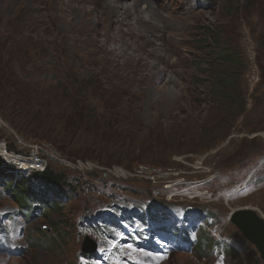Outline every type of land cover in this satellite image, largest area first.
<instances>
[{"label":"rangeland","instance_id":"obj_1","mask_svg":"<svg viewBox=\"0 0 264 264\" xmlns=\"http://www.w3.org/2000/svg\"><path fill=\"white\" fill-rule=\"evenodd\" d=\"M107 2L0 0V59L38 73L29 114H54L25 133L0 112V264H264L229 220L240 208L264 216V0H151L170 41L161 57L145 56L153 74L96 52ZM74 87L97 105L118 97L120 126L46 137L63 124L55 117L73 114ZM130 152L144 163L135 171L118 163ZM47 167L66 183L42 177Z\"/></svg>","mask_w":264,"mask_h":264},{"label":"trees","instance_id":"obj_2","mask_svg":"<svg viewBox=\"0 0 264 264\" xmlns=\"http://www.w3.org/2000/svg\"><path fill=\"white\" fill-rule=\"evenodd\" d=\"M220 50V55L222 61L230 62L232 65H236L238 59H236L237 54L234 53L233 49L231 48H222ZM34 70L36 67L33 68ZM24 69H21V71H13L10 70L8 67V64H4L3 60L0 59V112L4 115L5 112L8 114V117L10 120L15 124V126L21 130V132H27L30 130L32 132L33 129L36 127H39L42 125L47 126L48 119L50 116H54V114L50 113V115L44 114V118L41 116V113L43 111L41 110H34V113L29 114L31 111L32 102L34 99V93H36L35 89H37L36 86V74H38L36 71L32 75H26L23 73ZM227 76V75H226ZM227 77H223L224 81L228 83L229 85L233 84V79ZM38 80V79H37ZM39 82H42L39 81ZM60 87V86H59ZM73 100L70 104L71 109H73V114L63 117L58 115L59 119L55 117V123L58 124L59 122L63 121V124L60 126V130H57V135H52L51 132L54 131H48L50 134L46 135L50 140L54 142H60L65 140L72 141L73 138H75L77 132L79 129H87L92 126L98 127L101 126L106 129H112L115 130V127H119L120 123H118V114L121 113L118 105L116 108L115 105L111 103V101H114L118 99V97L111 96V100H101V104L97 105L91 100V96L88 93V89H80L74 87L73 92ZM75 98V100H74ZM43 104V103H42ZM44 105V104H43ZM102 105V106H101ZM115 107V109H114ZM102 110H106V113L102 112ZM48 112V111H46ZM29 114V115H28ZM10 115V116H9ZM56 116V115H55ZM116 118H115V117ZM65 118V120H63ZM125 121L127 119H124ZM117 124V125H115ZM36 131V129H35ZM48 132V133H49ZM62 134H64V137H62ZM34 135V134H32ZM117 138L122 139L124 136H120V134H116ZM44 136V135H43ZM40 137V136H39ZM113 135H103L101 139L107 140L108 138L111 139ZM1 138V136H0ZM116 144V143H115ZM8 148L13 149L14 147L9 144ZM84 157L94 158V153H96L94 150H82ZM78 156V155H77ZM110 156L107 159H100L98 157L99 162H101V165L103 166H110ZM0 162H3V160L0 158ZM143 160L141 158H138L135 155V152H130L125 155V157L118 161L120 165H123L130 169V171H135L138 165L144 164L141 163ZM137 163V164H136ZM41 176L44 177L47 180L56 182V183H62L65 184L66 181L64 180L65 176L64 174H56L53 170L50 171V169L47 167L41 172ZM20 187L18 185L15 186V191L20 192ZM105 220L106 217L104 216ZM126 222L134 223L133 219H125ZM108 225H113L110 222Z\"/></svg>","mask_w":264,"mask_h":264},{"label":"bare ground","instance_id":"obj_3","mask_svg":"<svg viewBox=\"0 0 264 264\" xmlns=\"http://www.w3.org/2000/svg\"><path fill=\"white\" fill-rule=\"evenodd\" d=\"M150 1L135 0L131 4L121 0H108L102 12L103 16L100 14L96 16L97 22L103 24L93 34L92 40L97 48L96 52L102 53L106 59L112 61L123 60L124 66L130 68L134 66V72L142 67L143 73L147 68L148 72L153 74L154 67L150 63L147 66L145 56L161 57L164 51H170L167 46L170 41L160 27L159 15L162 14L163 8H155ZM144 5L146 15L141 12V6ZM114 23L118 25L112 26ZM112 43L114 46H111ZM173 48L172 50L175 51L178 46L174 45ZM6 155L9 160L21 161L26 170L35 166L34 158L17 156L9 151ZM247 209L254 210V208Z\"/></svg>","mask_w":264,"mask_h":264},{"label":"water","instance_id":"obj_4","mask_svg":"<svg viewBox=\"0 0 264 264\" xmlns=\"http://www.w3.org/2000/svg\"><path fill=\"white\" fill-rule=\"evenodd\" d=\"M231 222L241 231L243 236L252 243L264 261V217L255 209L233 210ZM96 244L89 237L85 238L82 245L84 253L93 252Z\"/></svg>","mask_w":264,"mask_h":264}]
</instances>
